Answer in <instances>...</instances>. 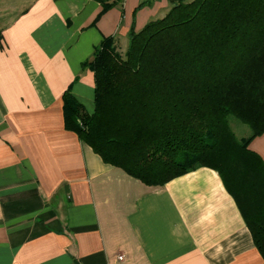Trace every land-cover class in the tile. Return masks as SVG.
Segmentation results:
<instances>
[{
  "label": "crops",
  "instance_id": "obj_1",
  "mask_svg": "<svg viewBox=\"0 0 264 264\" xmlns=\"http://www.w3.org/2000/svg\"><path fill=\"white\" fill-rule=\"evenodd\" d=\"M181 1L0 0V264H264L216 171L146 186L64 128L68 88L94 110L104 38L124 55Z\"/></svg>",
  "mask_w": 264,
  "mask_h": 264
},
{
  "label": "trees",
  "instance_id": "obj_2",
  "mask_svg": "<svg viewBox=\"0 0 264 264\" xmlns=\"http://www.w3.org/2000/svg\"><path fill=\"white\" fill-rule=\"evenodd\" d=\"M98 1L99 15L112 6ZM128 38L124 55L108 37L82 63L94 110L68 88L64 128L146 186L216 171L264 262V162L249 149L264 133V0L181 1ZM231 118L249 135L237 138Z\"/></svg>",
  "mask_w": 264,
  "mask_h": 264
},
{
  "label": "rangeland",
  "instance_id": "obj_3",
  "mask_svg": "<svg viewBox=\"0 0 264 264\" xmlns=\"http://www.w3.org/2000/svg\"><path fill=\"white\" fill-rule=\"evenodd\" d=\"M230 126L237 138L246 137L250 133V130L246 125L240 123L234 118L230 119Z\"/></svg>",
  "mask_w": 264,
  "mask_h": 264
}]
</instances>
